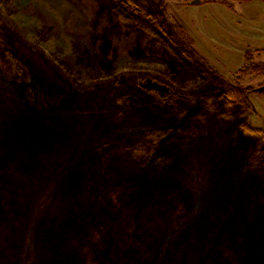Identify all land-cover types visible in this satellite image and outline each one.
Listing matches in <instances>:
<instances>
[{
    "label": "rangeland",
    "instance_id": "rangeland-1",
    "mask_svg": "<svg viewBox=\"0 0 264 264\" xmlns=\"http://www.w3.org/2000/svg\"><path fill=\"white\" fill-rule=\"evenodd\" d=\"M194 1L145 7L225 83L264 87L240 75L264 63V1ZM116 5L0 1V264H227L228 250L264 264V163L250 170L256 141L240 129L264 127V94L227 119L222 85Z\"/></svg>",
    "mask_w": 264,
    "mask_h": 264
},
{
    "label": "trees",
    "instance_id": "trees-1",
    "mask_svg": "<svg viewBox=\"0 0 264 264\" xmlns=\"http://www.w3.org/2000/svg\"><path fill=\"white\" fill-rule=\"evenodd\" d=\"M115 1L117 3L116 10L123 22L134 25L135 29L145 33L147 38L154 41V43L160 48L167 49L170 52L177 54L180 58L184 59L192 66L205 72L210 80H215V82L220 84V86L222 85L224 91L221 95L227 105V114L225 115L227 119L232 118L230 114L238 104L243 102L248 103V96L250 93H257V89L250 92L246 88L225 83V76L215 70L210 65L209 61L197 51L194 40L190 38L184 28L177 25L172 28L162 20L163 18L161 16L149 13L145 7V0ZM260 55L261 54L258 53V56ZM247 62H249V53L246 56V63ZM248 72L254 76H264V63L262 65H251L250 69L246 68L240 71V75H244ZM240 129L256 141V145L249 159V168L255 172L259 171L262 169L264 163V127L256 128L247 123H243L241 124ZM163 135L164 133L162 131L156 130L154 132H149L147 137L148 139L153 138L154 142L157 143ZM135 153L139 156H144V149L139 148L135 151ZM125 187L126 191L124 192L129 193L131 189H133V183L131 181H127ZM124 197L125 195L123 197L120 196L119 198L118 193L114 194V200L117 203H119L120 199ZM86 225H89L88 222ZM105 230V227L93 226L92 235L95 238L97 237L100 239L103 234H106ZM228 251L230 253V258L225 259L224 257V260H227V264H240L241 260L238 254L234 250Z\"/></svg>",
    "mask_w": 264,
    "mask_h": 264
},
{
    "label": "water",
    "instance_id": "water-1",
    "mask_svg": "<svg viewBox=\"0 0 264 264\" xmlns=\"http://www.w3.org/2000/svg\"><path fill=\"white\" fill-rule=\"evenodd\" d=\"M194 4H200V1H195ZM142 89L147 92H155L159 94L160 97L164 98L170 95V88L162 85L158 82L153 81L152 79H147L144 84L141 85ZM257 93H264V87L257 89Z\"/></svg>",
    "mask_w": 264,
    "mask_h": 264
}]
</instances>
